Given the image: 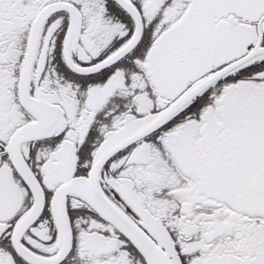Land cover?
Returning <instances> with one entry per match:
<instances>
[{
	"label": "snow or ice",
	"instance_id": "obj_1",
	"mask_svg": "<svg viewBox=\"0 0 264 264\" xmlns=\"http://www.w3.org/2000/svg\"><path fill=\"white\" fill-rule=\"evenodd\" d=\"M0 264H264V0H0Z\"/></svg>",
	"mask_w": 264,
	"mask_h": 264
}]
</instances>
